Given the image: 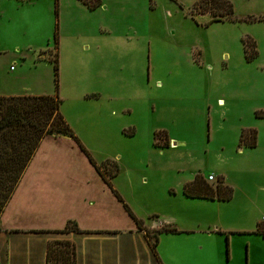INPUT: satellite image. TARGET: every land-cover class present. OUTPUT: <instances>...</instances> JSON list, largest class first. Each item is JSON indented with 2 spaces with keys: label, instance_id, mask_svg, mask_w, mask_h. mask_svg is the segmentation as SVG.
I'll return each instance as SVG.
<instances>
[{
  "label": "rangeland",
  "instance_id": "1",
  "mask_svg": "<svg viewBox=\"0 0 264 264\" xmlns=\"http://www.w3.org/2000/svg\"><path fill=\"white\" fill-rule=\"evenodd\" d=\"M228 1L233 20L211 22L222 8L214 0H98L92 9L80 0H0V89L59 97L88 154L69 136L46 137L44 151L62 156L50 167L66 170L47 183L76 184L68 180L81 174L117 207L122 226L133 222L110 187L146 226L211 232L159 233L143 253L156 251L162 264H264L262 235L222 232L264 215V0ZM249 37L257 54L248 60ZM249 128L254 148L239 145ZM41 165L23 178L14 212L30 204ZM192 173L225 175L234 199L204 201L206 210L185 199Z\"/></svg>",
  "mask_w": 264,
  "mask_h": 264
},
{
  "label": "crops",
  "instance_id": "2",
  "mask_svg": "<svg viewBox=\"0 0 264 264\" xmlns=\"http://www.w3.org/2000/svg\"><path fill=\"white\" fill-rule=\"evenodd\" d=\"M0 94L12 95L16 93H8L0 89ZM46 137H48L47 140L51 139L49 142H55L53 139L56 141L60 140L59 137L61 136L48 135ZM43 140L36 153L33 155L21 181H19L12 197L0 216V264H33L35 255L34 247L38 249L37 264H45L46 246L48 241L62 238H68L75 244L76 264H155V262L156 264H162L156 255V251L153 253L154 256L148 254L149 248L151 249V247H149L147 240L145 241L144 231L137 228V225L128 215L127 211L123 208L133 224L131 223V225L122 226L121 224H118L119 221L115 213L117 207H111L104 202H101L98 193H95L94 186L84 184L81 179V174H76L79 181H77L76 178L68 180L69 182H77L76 184L50 186L47 183L49 178L52 180L54 177L61 176L63 179V176H66V170H55L53 167H50V164L53 162H56L58 166H60L62 163L60 162L62 156L44 151ZM38 162L44 167L33 174L38 177V181L34 184L33 196L30 204L25 202L26 199L20 201L17 206V211L14 212L13 206L17 199L16 196L19 193L21 182L28 174L29 170ZM208 174H212L215 179L222 177L224 183L229 185L225 175L221 174L215 176L213 173ZM192 175L193 179L196 174L192 173ZM192 179L187 180L185 183ZM116 192L118 193L117 190ZM81 194L83 195L80 196ZM244 194L246 195V193ZM118 195L123 202H125L119 193ZM114 197L119 201L116 195H114ZM183 197L191 201H196L199 203V206L203 207V210H206V208L210 209L212 206L204 201H214L208 199L188 198L184 195ZM233 199L234 190L229 201ZM22 206H24V208L21 209L20 207ZM11 211H13V214ZM131 211L133 212L132 209ZM133 214L135 215L134 212ZM11 219L14 220L13 223H10ZM68 220L74 221L81 231L61 233L64 234V237L56 238L52 233L56 230L63 229ZM263 220L264 215L251 221L253 227H241L237 230L231 231H228L227 229L226 231L222 230V232L224 234L235 232L239 234H249L256 228L257 224L261 223ZM113 222H115V224L111 225ZM169 224L177 228V226L174 225L175 222H173V224L165 223L164 225ZM146 227L148 229L159 228L156 222H149ZM178 230L187 233H211L209 230H197L192 228ZM218 231L219 229L217 228V232ZM255 235L259 236V234ZM263 241L264 236H262L261 242L263 243ZM249 243L251 244V241H249ZM143 250L148 251V253H143ZM250 259L251 257L249 260ZM253 261H256L255 254H253Z\"/></svg>",
  "mask_w": 264,
  "mask_h": 264
},
{
  "label": "trees",
  "instance_id": "3",
  "mask_svg": "<svg viewBox=\"0 0 264 264\" xmlns=\"http://www.w3.org/2000/svg\"><path fill=\"white\" fill-rule=\"evenodd\" d=\"M91 9L99 4L98 0L94 5L89 0H80ZM204 1V0H203ZM211 1V0H210ZM218 10L210 19L211 22L233 20V7L228 0H214ZM202 5V4H200ZM220 10V11H219ZM260 18L257 20L259 21ZM249 40L247 43H245ZM245 57L249 60L256 56L255 41L249 37L243 42ZM56 49V47H55ZM57 51L53 59L54 72L57 70ZM61 99L51 94H19L3 95L0 94V216L7 203L12 197L24 171L36 153L42 140L48 135L69 136L78 144L80 149L87 154V151L78 140L71 126L65 120L60 111ZM162 134V131L154 133V138ZM257 143V131L253 128L242 129L239 135V145L254 148ZM154 146H165L154 143ZM88 156V154H87ZM91 160V159H90ZM92 161V160H91ZM98 173L108 182L105 175L96 167ZM118 171L115 166L110 177L116 175ZM199 174L185 183L182 194L188 198L208 199L228 201L231 199L233 189L224 183L222 177L218 178L215 184ZM108 185L109 182H108ZM117 199L122 203L123 208L133 219L137 228L143 230L145 237L154 249L158 240V234L179 233L180 231L172 225H162L157 229H148L143 222L137 218L128 205L123 202L118 193L110 187ZM81 231L77 224L68 220L59 233ZM250 233L264 236V221L258 223L256 228ZM45 264H76V247L73 241L68 238L49 240L46 246Z\"/></svg>",
  "mask_w": 264,
  "mask_h": 264
},
{
  "label": "built area",
  "instance_id": "4",
  "mask_svg": "<svg viewBox=\"0 0 264 264\" xmlns=\"http://www.w3.org/2000/svg\"><path fill=\"white\" fill-rule=\"evenodd\" d=\"M206 179L208 180V181H213V180H215V178H214V176L212 175V174H208L207 176H206ZM264 221V220H263Z\"/></svg>",
  "mask_w": 264,
  "mask_h": 264
}]
</instances>
